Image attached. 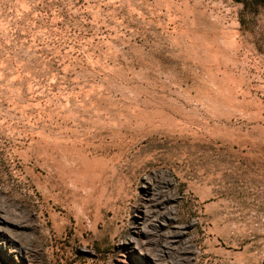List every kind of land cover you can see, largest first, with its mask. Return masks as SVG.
I'll return each instance as SVG.
<instances>
[{
    "label": "rangeland",
    "instance_id": "obj_1",
    "mask_svg": "<svg viewBox=\"0 0 264 264\" xmlns=\"http://www.w3.org/2000/svg\"><path fill=\"white\" fill-rule=\"evenodd\" d=\"M0 264H264V0H0Z\"/></svg>",
    "mask_w": 264,
    "mask_h": 264
}]
</instances>
